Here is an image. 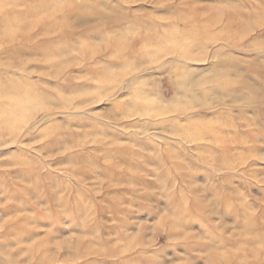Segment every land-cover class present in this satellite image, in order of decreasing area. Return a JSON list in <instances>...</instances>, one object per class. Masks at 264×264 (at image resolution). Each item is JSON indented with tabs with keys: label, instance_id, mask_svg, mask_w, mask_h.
<instances>
[{
	"label": "rangeland",
	"instance_id": "374dc122",
	"mask_svg": "<svg viewBox=\"0 0 264 264\" xmlns=\"http://www.w3.org/2000/svg\"><path fill=\"white\" fill-rule=\"evenodd\" d=\"M25 87L0 264H264V0H0Z\"/></svg>",
	"mask_w": 264,
	"mask_h": 264
},
{
	"label": "bare ground",
	"instance_id": "6f19581e",
	"mask_svg": "<svg viewBox=\"0 0 264 264\" xmlns=\"http://www.w3.org/2000/svg\"><path fill=\"white\" fill-rule=\"evenodd\" d=\"M26 88L27 87H25L23 93H21V90L15 94L11 93L12 94V97L10 99L11 101L10 103H12L11 109H7V107H4L3 109L0 108V117L3 126L7 128H11L13 130L18 129L20 127L21 121H23L25 115L22 114L21 112H20L21 114H18L19 110L21 109L22 112L25 111L27 112L29 109L28 103L34 102L36 100L32 98L33 96L31 91L26 90ZM9 106H11V104Z\"/></svg>",
	"mask_w": 264,
	"mask_h": 264
}]
</instances>
